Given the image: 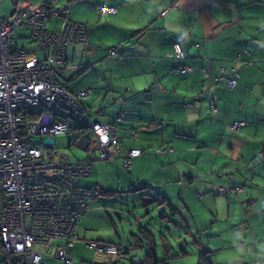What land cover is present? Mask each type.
<instances>
[{"label":"crops","instance_id":"crops-1","mask_svg":"<svg viewBox=\"0 0 264 264\" xmlns=\"http://www.w3.org/2000/svg\"><path fill=\"white\" fill-rule=\"evenodd\" d=\"M40 1L18 0L17 6L13 1L11 13ZM54 1L58 6L72 3L71 19L88 25L87 41L68 45L59 81L71 92L90 89L84 107L94 121L114 124L121 145L113 158L93 161L92 174L98 161L105 170L94 183L105 185L104 190L142 183L162 187L160 195H177L188 211L192 195L213 202L234 191L231 200L247 203L238 244L246 243L248 253L254 249L255 257L242 264H264V195H257L259 189L264 193V0ZM103 7L116 10L109 13ZM63 27L60 16L46 21L49 30ZM13 40L16 46L29 45V29H17ZM178 42L185 51L182 63L191 67L185 73L173 71L180 61L168 55ZM111 48L118 54L108 55ZM237 57V84L215 82L219 68L229 71ZM209 98L218 109L214 113ZM237 121L245 124L233 129L230 123ZM89 132L80 134L91 139ZM76 135L66 146L75 145L86 154L68 155L84 159L87 150L74 141ZM133 148L142 154L127 169L123 160ZM249 189L242 204L241 194ZM86 240L92 239H85V245ZM233 262L241 264L240 259Z\"/></svg>","mask_w":264,"mask_h":264},{"label":"built area","instance_id":"built-area-1","mask_svg":"<svg viewBox=\"0 0 264 264\" xmlns=\"http://www.w3.org/2000/svg\"><path fill=\"white\" fill-rule=\"evenodd\" d=\"M13 1L17 6L18 0ZM71 5L41 0L28 9L16 8L8 16L0 13V247L4 264H42V254L55 239L63 241L56 256L69 263L81 212L104 194L101 185L82 186L78 179L92 175L93 161L111 159L121 148L114 124L94 121L84 108L82 100L90 89L71 92L59 81L67 64L68 45L88 39V25L71 19ZM54 16L64 19L61 30L46 28V21ZM20 28L29 29V45L14 44L13 36ZM113 54H118L117 49L109 50L108 55ZM169 56L184 58L179 43ZM238 63L239 57L229 71L220 67L215 82L235 86ZM190 69L179 65L173 71ZM205 78H209L207 71ZM209 103L216 112L212 98ZM244 124L237 121L230 126L238 129ZM84 131H90L91 139L81 136ZM75 133L74 141L86 147L84 159L73 160L59 149L58 137H67L71 144ZM141 153L131 149L124 167L130 168L131 159ZM86 244L97 252L124 255L116 243L87 240Z\"/></svg>","mask_w":264,"mask_h":264},{"label":"rangeland","instance_id":"rangeland-1","mask_svg":"<svg viewBox=\"0 0 264 264\" xmlns=\"http://www.w3.org/2000/svg\"><path fill=\"white\" fill-rule=\"evenodd\" d=\"M12 2L6 0L2 4L1 8L5 7L6 9H2L1 13L5 12V16L11 13L13 9ZM67 140L68 138L65 136L58 137L57 143L61 152L69 154L72 158H80L84 153L86 154V152L76 148L75 145L69 149L66 146ZM103 165V161L96 162V173L94 172L90 177L78 179L79 185L89 186L94 182H99L105 176ZM109 166H106L108 172H110L108 170ZM198 171L204 176L205 171ZM259 181L261 183L260 178ZM131 186L133 185L129 187ZM129 187L120 186L118 189L108 187L107 189H116L122 192L116 196H106L104 193L90 204L89 209L82 216L85 217L84 220L82 219L83 223L78 225V235L80 237L75 246L70 249L72 252L70 264H78L82 261L109 262L110 260H117L119 264H135V261H138L147 252L146 241L142 246H134L133 241L130 240L131 233L139 231V224L155 234L156 250L159 256L164 254L162 235L173 247L171 254L180 252L182 247L186 248L188 254L174 257L169 261V264H200V259L207 249L210 250L208 256L212 264H233V261L239 259L241 264L242 260L255 261L254 249H251L248 253V245L245 243V246L239 247V240L237 239V231L240 227L241 239L243 238L244 230L242 227L245 224L244 214L247 209L245 199H248L246 196L251 194V189H249V194L246 190L241 194V197L243 196L241 202L242 204L245 203L243 205H240L238 201L231 200V196H235L234 191L229 192L227 198L225 195L216 196L213 198V202L192 195L191 199L187 201L191 207V211H188L184 200L177 195L176 197L163 195L166 198L165 200L160 201L161 198L156 200L157 192L162 187H148L133 195L129 191H123ZM142 193L150 194L152 197L145 196V199L147 201L154 200V202L143 206L142 201L139 200ZM260 194L264 195L259 189L257 195L262 197ZM171 205L180 209L181 215L178 214L172 217L170 214ZM164 210L166 211V217L161 218L159 214ZM240 212L241 219L238 216ZM85 239L121 242L123 249L126 251L125 255L108 256L98 254L96 249L85 245ZM58 244H62V241L55 240L51 244L50 250L42 254V263L67 264L64 260L56 258L57 248L60 246ZM4 258V253L0 250V264H4Z\"/></svg>","mask_w":264,"mask_h":264},{"label":"trees","instance_id":"trees-1","mask_svg":"<svg viewBox=\"0 0 264 264\" xmlns=\"http://www.w3.org/2000/svg\"><path fill=\"white\" fill-rule=\"evenodd\" d=\"M162 15V14H161ZM180 45L181 43L178 42ZM176 43L173 44V51L171 53L174 52V45ZM182 47V46H181ZM184 50V49H183ZM170 54V53H169ZM168 54V55H169ZM184 54H185V51H184ZM171 57V56H170ZM185 57V56H184ZM174 58V57H172ZM176 59V58H175ZM182 59L178 60L180 61L178 66L179 65H186L184 63H182L181 61ZM200 98H202L201 96H199ZM84 106V105H83ZM85 108V107H84ZM86 109V108H85ZM87 110V109H86ZM90 115V113H89ZM124 166V165H123ZM93 184H97V183H92L90 185L93 186ZM151 185L147 184V183H142V184H139V185H133L127 189H124L123 191H129L131 192V195L133 194H136L137 192L139 191H143L144 189L150 187ZM104 190V189H103ZM118 192V193H117ZM122 191H119V190H110V189H107V190H104V193L106 196H116L118 195L119 193H121ZM145 196H151L150 194H145V193H142L140 196H139V200L142 201V204L143 206H145L146 204H149V203H152L154 202V200L152 201H147L145 199ZM152 197V196H151ZM161 198V199H159ZM156 200L159 199L160 201L161 200H165L166 198L163 197L162 195H160L158 192H157V195H156ZM168 201V199H167ZM86 213V211H83L81 212V218L82 216ZM170 214L172 217L174 216H177L178 214L181 215V211L180 209H178L177 207L171 205L170 206ZM160 217L161 218H164L166 217V211H162L160 212ZM80 218V220H81ZM80 223V221L78 222V224ZM77 233V232H76ZM78 235V234H77ZM93 240V239H92ZM131 242L133 241L134 243V246H142L144 241H146V246H147V252L141 257L138 259V261H135V264H169V261L172 260L174 257H177V256H183V255H186L188 254V251L186 250V248L182 247L181 248V251L180 252H175V253H172L171 254V250L173 249V247L171 246V244H169L166 240V238L162 235L161 236V240H162V245H163V248H164V254L162 256H159L158 255V252L156 250V246H157V242H156V237H155V234L151 231V230H148L147 228H145L144 226H141L139 224V231L136 232V233H131ZM87 241V240H86ZM93 241H103V242H106V243H116L120 249H121V252L122 253H125L126 251L123 249V246H122V243L121 242H116V241H112V240H101V239H98V240H93ZM75 245V244H74ZM136 248V247H134ZM0 250L1 252L3 251L0 247ZM209 249H207L201 259H200V264H212V262L209 260V257H208V253H209ZM97 252V251H96ZM98 254H106L108 256H111L109 253H107L106 251L105 252H97ZM116 256H120V255H116ZM78 264H119L117 260H110L109 262H92V261H82Z\"/></svg>","mask_w":264,"mask_h":264},{"label":"clouds","instance_id":"clouds-1","mask_svg":"<svg viewBox=\"0 0 264 264\" xmlns=\"http://www.w3.org/2000/svg\"><path fill=\"white\" fill-rule=\"evenodd\" d=\"M142 154V153H141ZM140 154V155H141ZM90 186V185H89ZM87 187V186H86ZM102 189H103V187H102ZM103 192H104V190H103ZM81 221V220H80ZM124 255H125V253H124ZM71 257V256H70ZM71 259H72V257H71ZM71 259H70V262L69 263H67V264H70L71 263Z\"/></svg>","mask_w":264,"mask_h":264}]
</instances>
